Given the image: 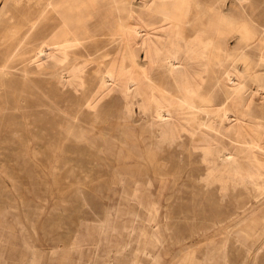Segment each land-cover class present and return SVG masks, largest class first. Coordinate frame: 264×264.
I'll return each instance as SVG.
<instances>
[{
    "label": "rangeland",
    "instance_id": "374dc122",
    "mask_svg": "<svg viewBox=\"0 0 264 264\" xmlns=\"http://www.w3.org/2000/svg\"><path fill=\"white\" fill-rule=\"evenodd\" d=\"M45 1L0 0V59L8 52L0 70V264H264V174L207 181L202 158L210 142L229 146L231 128L249 127L264 143L256 128L264 119V0H225L219 25L206 11L212 0L188 2L187 39L214 38L229 53L217 52L196 77L195 119L178 112L181 134L161 144L152 110L133 103L127 112L116 83L86 105L119 47L112 0H70L76 12L65 14L78 21L82 43L48 45L37 56ZM124 3V21L135 22L131 8L146 27L125 52L126 68L147 65L153 81L179 96L149 48L174 0ZM224 100H232L231 123L220 134L215 110Z\"/></svg>",
    "mask_w": 264,
    "mask_h": 264
},
{
    "label": "bare ground",
    "instance_id": "6f19581e",
    "mask_svg": "<svg viewBox=\"0 0 264 264\" xmlns=\"http://www.w3.org/2000/svg\"><path fill=\"white\" fill-rule=\"evenodd\" d=\"M125 1L126 0H112L117 10L115 17L118 25L119 47L110 66L105 69L103 74L100 76L95 91L91 93V95L88 94L89 96L85 99V102L88 107L90 106L94 108L97 100L101 96L107 94L113 84L116 83L120 93L122 92V95L126 99V111H130L133 103H137L142 112L152 110L151 126L157 132L158 143L161 144L164 141L172 142L176 139V137H178L180 130L183 127V123L181 124L178 119L174 118V116L178 112L186 113L187 115L181 118H183L186 123H189L188 120L195 119V116L197 115V109H195L196 106L192 98V94L195 92L193 84H195L196 77L201 76V73L209 68V65L214 62V59H217V52H221L223 57H226L229 52L226 48H223V46L216 47L214 38L206 41L200 39H198L197 42L189 41L184 30V22L185 7L191 0H174L170 11L162 12L163 20L166 21L167 25H165V28L163 27V29L160 30L161 36L157 37L152 42V47H149L152 49L151 52H153L154 58L163 61V64L166 67L167 75H169L172 81L177 84L179 96L174 95L172 91L159 86L152 80L149 75V69L146 67L147 65L143 66L137 64L134 70L126 68L125 52L128 50L132 53L133 43L135 45L136 41L143 39V36H145L144 28L146 27L143 24L142 14L132 10L131 8H128L129 16L132 17L131 19L135 20V22L127 23L124 21L121 10L125 8ZM224 3L225 0H212V2L207 6L206 11L209 13L211 20L216 25H219L226 20L224 16L225 11L223 9ZM74 6L75 4L73 5L70 0H47L44 2L42 13H40V15H42V18L46 20V35H44V38L41 39L38 47L35 45L37 47L35 51L37 56L42 53H46L48 45H56L62 51H66V49H68L67 47L76 46L82 43V37L79 33V30L81 29L78 21H76V24L72 25L65 14L67 12L74 15L76 12L74 10ZM31 15L35 16L33 13ZM38 19L39 15L35 19L30 20L28 29L32 28L37 23ZM75 19L76 18L74 16V22ZM145 30L147 31V29ZM2 38L3 36H0V40ZM147 39L149 40V38ZM145 43L147 44V41ZM49 51L51 52V50ZM7 59L8 52H3L0 59V70L8 68V65L5 63ZM258 59L259 61L257 65L263 67L264 52L259 55ZM147 60L149 61V59ZM233 79L234 78H232V80ZM257 95L259 96V94L256 93V96ZM254 100L256 101V99ZM231 104L232 100H224L215 110V115L218 118V131L220 134L222 129L224 127H228L231 123ZM199 125H205L209 131L210 129H213V126L206 122H201ZM256 128L261 130L264 135V119L257 122ZM250 129L251 128L249 127L246 128L243 130V133V131H241V129L239 130V128H231L230 133H228L230 138L228 144L229 146L225 144L227 147L210 142L208 146L202 148V158L206 161L208 167V172L205 176L207 181L209 179L212 181L218 180L222 184L227 178L248 181L253 178H259L262 174H264V145H262L264 143L256 144L253 139V133ZM210 134H212V136L214 135L213 132ZM247 135L250 137V142L247 140ZM209 141H211L210 138ZM220 144L222 143L220 142ZM154 146L159 147L158 144H154Z\"/></svg>",
    "mask_w": 264,
    "mask_h": 264
}]
</instances>
